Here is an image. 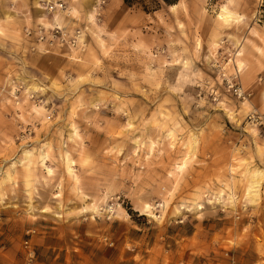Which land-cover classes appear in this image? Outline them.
Instances as JSON below:
<instances>
[{"label":"rangeland","instance_id":"1","mask_svg":"<svg viewBox=\"0 0 264 264\" xmlns=\"http://www.w3.org/2000/svg\"><path fill=\"white\" fill-rule=\"evenodd\" d=\"M252 111L264 0H0V264H264Z\"/></svg>","mask_w":264,"mask_h":264},{"label":"built area","instance_id":"2","mask_svg":"<svg viewBox=\"0 0 264 264\" xmlns=\"http://www.w3.org/2000/svg\"><path fill=\"white\" fill-rule=\"evenodd\" d=\"M43 7V10L48 14H52L54 11H64L66 9L65 4L61 1H46L43 2ZM23 32L26 36L34 38L36 42L47 45L67 44L69 46H74L80 42V30H76L70 34V32L65 30L62 26L58 25L46 27L44 24L38 23L35 26H25ZM237 72L231 76H225L222 72H220V74L225 80L227 91L231 92L239 99H245L248 96V93H246L236 81ZM209 89L210 94L213 96V100H218V90L213 86ZM30 95L33 97V94ZM248 116L256 125L263 126L264 128V116L262 114L252 111Z\"/></svg>","mask_w":264,"mask_h":264},{"label":"trees","instance_id":"3","mask_svg":"<svg viewBox=\"0 0 264 264\" xmlns=\"http://www.w3.org/2000/svg\"><path fill=\"white\" fill-rule=\"evenodd\" d=\"M160 0H149L147 4H145V0H123L124 4L127 6H133L134 4L141 5L144 10L149 9L150 7H155L159 5ZM167 4H175L177 0H161Z\"/></svg>","mask_w":264,"mask_h":264},{"label":"bare ground","instance_id":"4","mask_svg":"<svg viewBox=\"0 0 264 264\" xmlns=\"http://www.w3.org/2000/svg\"><path fill=\"white\" fill-rule=\"evenodd\" d=\"M246 102V101H245ZM194 139V138H193ZM196 141V140H195ZM3 174V173H2ZM261 174V171L260 170H258V171H256V172H254V179H252V181H251V183H250V187L248 188V191H249V193H254V191H256L257 189V187L259 186V181L256 179L257 177H258V175H260ZM257 192V191H256ZM147 208V207H146Z\"/></svg>","mask_w":264,"mask_h":264}]
</instances>
